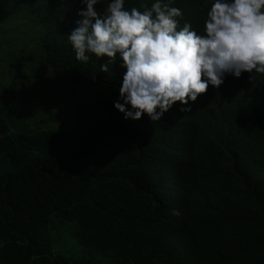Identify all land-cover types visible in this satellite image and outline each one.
<instances>
[{"label":"trees","instance_id":"16d2710c","mask_svg":"<svg viewBox=\"0 0 264 264\" xmlns=\"http://www.w3.org/2000/svg\"><path fill=\"white\" fill-rule=\"evenodd\" d=\"M213 2L172 0L177 30L206 35ZM85 7L0 0V264H264V74L125 119L122 61L68 41ZM44 96L63 124L38 120Z\"/></svg>","mask_w":264,"mask_h":264},{"label":"clouds","instance_id":"9594fccd","mask_svg":"<svg viewBox=\"0 0 264 264\" xmlns=\"http://www.w3.org/2000/svg\"><path fill=\"white\" fill-rule=\"evenodd\" d=\"M80 2L86 7L68 41L78 61L107 57L102 72L122 61L126 71L114 107L125 119L147 114L160 121L177 102L191 111L189 102L209 85L219 88L227 74L247 72L250 80L264 74V0H214L206 35L189 23L177 30L182 11L172 0H155L142 12L125 9V0H109L103 15L95 8L99 0Z\"/></svg>","mask_w":264,"mask_h":264},{"label":"rangeland","instance_id":"374dc122","mask_svg":"<svg viewBox=\"0 0 264 264\" xmlns=\"http://www.w3.org/2000/svg\"><path fill=\"white\" fill-rule=\"evenodd\" d=\"M53 103H57L56 100L54 101V100L44 96V99L39 100V98H38L36 100H33L31 105H32V109H35L38 107L36 115L38 116L39 121H43L45 119H48L52 124H55V125L63 124L62 119H60V120L55 119L54 116L63 115L64 111L61 109L55 110L54 108L53 109L49 108V106L52 105ZM40 107L46 112L45 114H42L40 112ZM50 114H52V115H50Z\"/></svg>","mask_w":264,"mask_h":264}]
</instances>
